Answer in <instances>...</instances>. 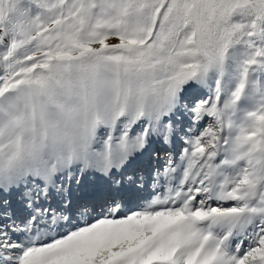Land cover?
<instances>
[{
    "label": "snow or ice",
    "instance_id": "6c2138e0",
    "mask_svg": "<svg viewBox=\"0 0 264 264\" xmlns=\"http://www.w3.org/2000/svg\"><path fill=\"white\" fill-rule=\"evenodd\" d=\"M0 264H264V0H0Z\"/></svg>",
    "mask_w": 264,
    "mask_h": 264
},
{
    "label": "rangeland",
    "instance_id": "374dc122",
    "mask_svg": "<svg viewBox=\"0 0 264 264\" xmlns=\"http://www.w3.org/2000/svg\"><path fill=\"white\" fill-rule=\"evenodd\" d=\"M181 146H182V143L180 141L176 142V145H175L174 148L170 147V148L166 149L165 147H163V146H161L159 144L154 145L155 150L160 153L161 160L160 161H156L155 158H153L151 160V164L152 165H156L157 163L162 164L163 163V157H164L166 151H169V152L175 151V152L178 153L180 151ZM147 164H148L147 156H145L144 158H141V160L137 161V165L138 166H147ZM85 183L86 184L89 183V178H86Z\"/></svg>",
    "mask_w": 264,
    "mask_h": 264
}]
</instances>
